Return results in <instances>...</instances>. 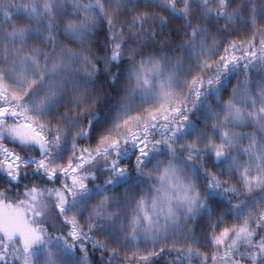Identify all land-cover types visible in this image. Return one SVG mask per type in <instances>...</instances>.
Returning <instances> with one entry per match:
<instances>
[{"label": "snow or ice", "instance_id": "6c2138e0", "mask_svg": "<svg viewBox=\"0 0 264 264\" xmlns=\"http://www.w3.org/2000/svg\"><path fill=\"white\" fill-rule=\"evenodd\" d=\"M0 17V264H264V0Z\"/></svg>", "mask_w": 264, "mask_h": 264}, {"label": "trees", "instance_id": "16d2710c", "mask_svg": "<svg viewBox=\"0 0 264 264\" xmlns=\"http://www.w3.org/2000/svg\"><path fill=\"white\" fill-rule=\"evenodd\" d=\"M67 2H68L69 5L71 4V0H67ZM0 19H2V17H0ZM99 39L103 40V33L100 34ZM62 42L67 44L68 47H72V48L76 47L75 44L70 43L67 40H63ZM176 43L178 44V43H180V41L177 40ZM100 85L102 86V89H103L102 92H101V95H106L108 92L111 91V89L109 88V85L104 82V78L103 77H101V79H100ZM245 129H246V131H251V129H249V128H245ZM132 159H133V162H134V157ZM130 171H132V170L130 169ZM24 183L27 184L28 181H24ZM97 183H100V181H97ZM23 190L24 189H23V185H22L20 191L22 192ZM234 202H236V201H234ZM49 224L53 225L55 228L60 227L59 221H57L55 219V213H53L52 217L49 219ZM49 232L53 236L59 234V233L55 232L53 230V228H49ZM173 258H174L173 256H169V255H167L165 253L164 255H162V257L158 258L157 264H170V262H171V260ZM89 259L93 261V264H100V253L99 252H96V253L90 252L89 253ZM105 259H107V257H105ZM193 264H196V262L194 261Z\"/></svg>", "mask_w": 264, "mask_h": 264}, {"label": "rangeland", "instance_id": "374dc122", "mask_svg": "<svg viewBox=\"0 0 264 264\" xmlns=\"http://www.w3.org/2000/svg\"><path fill=\"white\" fill-rule=\"evenodd\" d=\"M21 2H27V0H15V3L19 4ZM238 131H244V132H248L246 131L245 128H242V129H237ZM120 192H123V188L120 189ZM119 194V193H118ZM204 223V226H206V221L203 222ZM199 231V229H198Z\"/></svg>", "mask_w": 264, "mask_h": 264}]
</instances>
